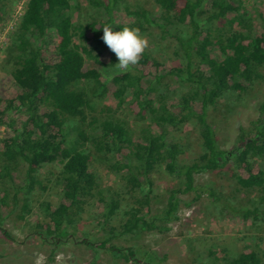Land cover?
Listing matches in <instances>:
<instances>
[{
	"label": "trees",
	"instance_id": "16d2710c",
	"mask_svg": "<svg viewBox=\"0 0 264 264\" xmlns=\"http://www.w3.org/2000/svg\"><path fill=\"white\" fill-rule=\"evenodd\" d=\"M206 1L152 0L154 9L125 0L24 2L11 41V90L0 86L5 235L3 211H17L31 233L54 245L45 263L53 264L55 247L79 234L78 221L96 205L104 237L93 240L98 231L91 230L82 243L103 249L115 263L166 264L167 254L119 240L140 231L167 232L183 207L204 196L221 213L264 226V101L247 125H238L231 148L219 145L210 119L226 95L245 93L258 81L264 85V9L254 16L244 0H210L209 8ZM7 2L0 0V17ZM121 10L126 19H120ZM106 25L113 31L136 27L141 36L152 28L162 38L173 35L184 60L163 69L162 57L147 45L135 65L121 70L101 40ZM173 27L185 33L172 34ZM167 76H178L187 88L171 91L164 85ZM102 99L108 102L98 110L95 103ZM125 106L147 121L137 135L116 114ZM93 156L119 176L118 185L99 183ZM20 162L25 163L22 184L13 177ZM160 169L170 182L156 207ZM203 172L212 175V184L196 180ZM54 184L61 187L58 200H33ZM207 256L215 264H264V236L234 255L215 247Z\"/></svg>",
	"mask_w": 264,
	"mask_h": 264
},
{
	"label": "rangeland",
	"instance_id": "374dc122",
	"mask_svg": "<svg viewBox=\"0 0 264 264\" xmlns=\"http://www.w3.org/2000/svg\"><path fill=\"white\" fill-rule=\"evenodd\" d=\"M25 1L8 0L5 7L6 13L0 17V86L4 85L7 91L11 90L12 85L9 71L13 60L11 41L14 36V26L22 14ZM244 1L249 5L254 16L258 15V11L264 9V0ZM125 2L130 5L139 3L154 9L152 0H125ZM83 3L85 4V1ZM205 6L209 8L210 0L206 1ZM119 17L120 19H126L128 16L124 10H121ZM255 25L257 27V20ZM185 30L183 27H173L170 32L181 35L185 33ZM142 37L146 39L148 47L162 57L163 69L179 65L184 60L182 50L173 35L162 38L160 31L152 28ZM54 41L55 35L50 39L52 51H54ZM87 60L89 65L93 66V60ZM164 85L175 92L187 88L185 82L178 76H167L164 79ZM263 101L264 85L259 83V81L247 92L240 95H226L220 101L210 119L215 126L218 143L222 148L233 147L238 135V125L240 123L247 125L249 120L256 116L257 109ZM107 102V99H102L100 103L97 101L95 105L99 110ZM116 114L129 125L136 135L141 127L147 123V121L138 119V117L130 113L126 106L121 108ZM193 134H195L194 127L191 125L188 135L193 136ZM93 158L92 170L96 173L99 183L102 186L118 185L119 176L112 174L97 156H93ZM24 170V162H20L13 170V177L16 183L22 184L24 182ZM169 180L163 169H160L155 175V193L157 196L154 204L156 207L162 206L166 198V186L169 184ZM196 180L200 183H213V177L208 172L197 174ZM228 187L230 189L228 192H231L232 187ZM60 196L61 187L59 184H54L47 192H37L33 200L50 197L58 200ZM98 212L99 210L95 205L83 213L81 220L78 221L81 227L79 234L72 236L66 243L55 247L56 252L53 264H88L92 260H95L96 264H133L132 261L130 263H115L113 257L103 249L96 251L81 242L82 237L90 239L91 236H85L84 232L91 230L98 231L92 236L93 240L104 237V233L97 225ZM3 215L2 226L7 229L9 236L0 230V264H45L54 245L42 242L38 236L31 233L26 220L20 218L17 211L10 214L7 211H3ZM180 216L179 220L170 223V229L167 232L140 231L122 237L119 242L122 244L143 243L159 255L167 254L166 264H215L213 262L214 258L207 256L210 248H226L229 255H234L243 245L250 243L256 245L260 237L264 236V226L245 225L241 217L221 213L207 196L201 198L192 207H183L180 210ZM221 254L219 252V255Z\"/></svg>",
	"mask_w": 264,
	"mask_h": 264
},
{
	"label": "clouds",
	"instance_id": "9594fccd",
	"mask_svg": "<svg viewBox=\"0 0 264 264\" xmlns=\"http://www.w3.org/2000/svg\"><path fill=\"white\" fill-rule=\"evenodd\" d=\"M101 40L115 54V66L121 70H129L140 59L147 47V41L139 34L136 27H123L113 31L111 25L102 27Z\"/></svg>",
	"mask_w": 264,
	"mask_h": 264
}]
</instances>
